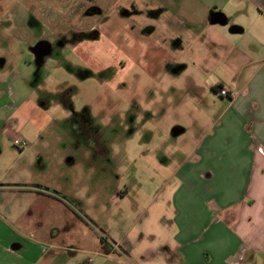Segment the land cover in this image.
I'll list each match as a JSON object with an SVG mask.
<instances>
[{
	"label": "rangeland",
	"instance_id": "rangeland-1",
	"mask_svg": "<svg viewBox=\"0 0 264 264\" xmlns=\"http://www.w3.org/2000/svg\"><path fill=\"white\" fill-rule=\"evenodd\" d=\"M126 1L0 0V264H139L120 239L173 168L154 160L195 137L197 108H220L210 88L197 101L167 92L180 88L161 73L171 49Z\"/></svg>",
	"mask_w": 264,
	"mask_h": 264
},
{
	"label": "crops",
	"instance_id": "crops-1",
	"mask_svg": "<svg viewBox=\"0 0 264 264\" xmlns=\"http://www.w3.org/2000/svg\"><path fill=\"white\" fill-rule=\"evenodd\" d=\"M124 4L141 29L171 49L161 73L178 77L180 88L167 92L197 101L210 88L220 106H195V137L179 141L174 161L160 154L154 160L156 169L174 165L121 237L125 255L139 264H264V0ZM169 129L186 132L178 123Z\"/></svg>",
	"mask_w": 264,
	"mask_h": 264
},
{
	"label": "flooded vegetation",
	"instance_id": "flooded-vegetation-1",
	"mask_svg": "<svg viewBox=\"0 0 264 264\" xmlns=\"http://www.w3.org/2000/svg\"><path fill=\"white\" fill-rule=\"evenodd\" d=\"M50 48V44L48 41L46 40H42V41H38L33 47H32V52L34 53V56L36 57L37 61H40L41 57L49 50ZM44 49V51H43ZM65 105V103H63ZM67 104V103H66ZM78 115V114H77ZM83 120H85L84 125L89 126L88 130H89V139L87 142H85V145L90 148L93 152L91 153L93 156H96L97 154H99L100 150L96 149V147L98 146L96 142V139L99 136L98 131L96 129H91V121L89 119H87L86 117L83 118Z\"/></svg>",
	"mask_w": 264,
	"mask_h": 264
},
{
	"label": "built area",
	"instance_id": "built-area-1",
	"mask_svg": "<svg viewBox=\"0 0 264 264\" xmlns=\"http://www.w3.org/2000/svg\"><path fill=\"white\" fill-rule=\"evenodd\" d=\"M227 93L228 92H227V90L225 88L218 89V94L220 96H225V95H227ZM13 143L16 144V145L22 146V147L27 145L26 141L19 140V138L17 136L13 137Z\"/></svg>",
	"mask_w": 264,
	"mask_h": 264
},
{
	"label": "water",
	"instance_id": "water-1",
	"mask_svg": "<svg viewBox=\"0 0 264 264\" xmlns=\"http://www.w3.org/2000/svg\"><path fill=\"white\" fill-rule=\"evenodd\" d=\"M43 51H44V49H43Z\"/></svg>",
	"mask_w": 264,
	"mask_h": 264
}]
</instances>
